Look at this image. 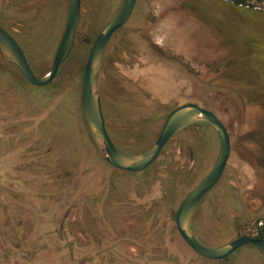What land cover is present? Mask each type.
Here are the masks:
<instances>
[{
	"label": "rangeland",
	"instance_id": "1",
	"mask_svg": "<svg viewBox=\"0 0 264 264\" xmlns=\"http://www.w3.org/2000/svg\"><path fill=\"white\" fill-rule=\"evenodd\" d=\"M122 2L82 0L74 44L49 85L28 82L0 46V264H83L79 204L91 165L101 174L87 173L86 194L95 191L118 213L130 207L149 215V245L162 252L151 253L148 264H264L253 244L224 260L205 259L177 230V208L218 158L213 126L178 132L144 172L110 175L96 161L82 122V77L95 38ZM68 7L69 0H0V23L38 75L51 69ZM99 87L109 134L127 153L148 149L175 107L209 99L232 151L222 179L200 203L196 235L211 246L255 235V220L264 214L259 14L210 0H137L110 40Z\"/></svg>",
	"mask_w": 264,
	"mask_h": 264
},
{
	"label": "water",
	"instance_id": "2",
	"mask_svg": "<svg viewBox=\"0 0 264 264\" xmlns=\"http://www.w3.org/2000/svg\"><path fill=\"white\" fill-rule=\"evenodd\" d=\"M137 0H123L116 14L95 38L84 67L82 77V109L88 133L97 149L113 166L131 172H141L152 166L166 145L178 132L194 125L207 124L216 129L221 148L210 172L187 194L178 207L175 219L183 239L201 256L223 260L244 245L253 244L264 255V238L241 234L231 241L210 246L200 241L193 231V218L203 198L218 184L227 167L232 143L229 130L221 118L211 109L198 102H187L175 107L167 115L155 142L145 151L127 153L112 140L106 126L100 94L99 79L105 55L112 36L127 24L136 7ZM82 0H69L66 25L55 51L51 69L44 75L34 72L25 52L15 37L0 25V46L6 58L30 83L45 86L57 77L62 62L71 50L81 17Z\"/></svg>",
	"mask_w": 264,
	"mask_h": 264
},
{
	"label": "flooded vegetation",
	"instance_id": "3",
	"mask_svg": "<svg viewBox=\"0 0 264 264\" xmlns=\"http://www.w3.org/2000/svg\"><path fill=\"white\" fill-rule=\"evenodd\" d=\"M0 25L3 26L1 23ZM81 116H82V122H83L84 129H87L85 119L83 116L82 104H81ZM106 126H107V123H106ZM92 149H93L92 153H94L96 161L102 164V166H105V168L109 171L110 175L114 172H120L126 175L140 173V172H131V171L121 170L113 166L112 164H110L101 154V152L97 149L94 142H93ZM90 167H89L90 168L89 171L84 170L83 172L85 176L84 182L82 183L84 189H83V197L80 200V204H79V209H80L79 250L82 254V263L83 264H96V263L97 264H133V263L134 264H148L151 253L162 252L161 246L152 247L149 245L150 244L149 215L144 214V213L141 215H134L131 213L130 207L126 209V213H118V209L116 205L108 208L107 204H105V201L103 203V199L95 191H93V194L91 195V197L88 194H86L85 187L88 184L87 179H91L92 175L94 177L95 174H98V173L101 174L99 169H96L92 165ZM144 171H141V172H144ZM89 172L92 174L91 176L90 175L87 176V173L89 174ZM104 174L106 173L104 172ZM104 176L106 177L107 174ZM5 194L6 193L4 191L3 194H1V196L5 197ZM102 206H104V209ZM3 207H4L3 214H5L6 213L5 205ZM199 207L197 208V211ZM197 211L193 218V231L195 235H196L195 216L197 214ZM174 218H175V215H174ZM175 223H176V219H175ZM153 226L158 227L159 225L157 226L156 224H154ZM14 236L20 237L21 232L15 231ZM188 246L192 250H194L189 244ZM203 258L209 259L206 257H203ZM211 260H214V259H211Z\"/></svg>",
	"mask_w": 264,
	"mask_h": 264
},
{
	"label": "trees",
	"instance_id": "4",
	"mask_svg": "<svg viewBox=\"0 0 264 264\" xmlns=\"http://www.w3.org/2000/svg\"><path fill=\"white\" fill-rule=\"evenodd\" d=\"M210 1L224 2L233 7L255 12L259 14L264 20V0H210ZM200 99L204 103L205 107L213 110L217 114L213 104L209 103V99H204V98H200ZM199 125L207 126V124H199ZM253 231L256 237L264 238V214L257 217V219L255 220Z\"/></svg>",
	"mask_w": 264,
	"mask_h": 264
}]
</instances>
